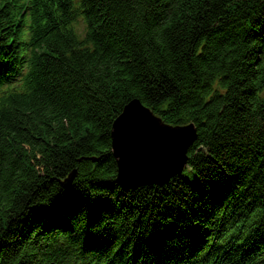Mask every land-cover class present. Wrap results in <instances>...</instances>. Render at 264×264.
<instances>
[{"label": "trees", "instance_id": "1", "mask_svg": "<svg viewBox=\"0 0 264 264\" xmlns=\"http://www.w3.org/2000/svg\"><path fill=\"white\" fill-rule=\"evenodd\" d=\"M134 99L195 124L163 185L117 182L112 123ZM253 215L264 0H0V264H264L239 237Z\"/></svg>", "mask_w": 264, "mask_h": 264}, {"label": "water", "instance_id": "2", "mask_svg": "<svg viewBox=\"0 0 264 264\" xmlns=\"http://www.w3.org/2000/svg\"><path fill=\"white\" fill-rule=\"evenodd\" d=\"M111 139L118 164L117 182L136 188L163 185L181 173L188 162V151L197 139V130L194 123H167L134 99L114 119Z\"/></svg>", "mask_w": 264, "mask_h": 264}, {"label": "bare ground", "instance_id": "3", "mask_svg": "<svg viewBox=\"0 0 264 264\" xmlns=\"http://www.w3.org/2000/svg\"><path fill=\"white\" fill-rule=\"evenodd\" d=\"M193 144V143H192ZM242 260V259H241Z\"/></svg>", "mask_w": 264, "mask_h": 264}, {"label": "rangeland", "instance_id": "4", "mask_svg": "<svg viewBox=\"0 0 264 264\" xmlns=\"http://www.w3.org/2000/svg\"><path fill=\"white\" fill-rule=\"evenodd\" d=\"M189 124V123H188Z\"/></svg>", "mask_w": 264, "mask_h": 264}]
</instances>
